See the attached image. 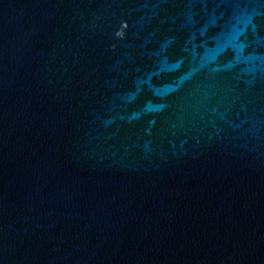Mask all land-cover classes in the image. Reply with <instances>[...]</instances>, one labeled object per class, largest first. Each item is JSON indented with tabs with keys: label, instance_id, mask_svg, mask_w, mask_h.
I'll list each match as a JSON object with an SVG mask.
<instances>
[{
	"label": "water",
	"instance_id": "1",
	"mask_svg": "<svg viewBox=\"0 0 264 264\" xmlns=\"http://www.w3.org/2000/svg\"><path fill=\"white\" fill-rule=\"evenodd\" d=\"M0 264H264V0H0Z\"/></svg>",
	"mask_w": 264,
	"mask_h": 264
}]
</instances>
